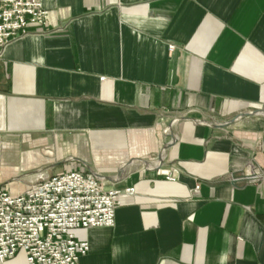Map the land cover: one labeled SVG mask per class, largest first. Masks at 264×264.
I'll use <instances>...</instances> for the list:
<instances>
[{
  "label": "crops",
  "instance_id": "obj_1",
  "mask_svg": "<svg viewBox=\"0 0 264 264\" xmlns=\"http://www.w3.org/2000/svg\"><path fill=\"white\" fill-rule=\"evenodd\" d=\"M42 2L0 59V188L121 190L79 264H264V0Z\"/></svg>",
  "mask_w": 264,
  "mask_h": 264
},
{
  "label": "built area",
  "instance_id": "obj_2",
  "mask_svg": "<svg viewBox=\"0 0 264 264\" xmlns=\"http://www.w3.org/2000/svg\"><path fill=\"white\" fill-rule=\"evenodd\" d=\"M47 17L42 0H0V59L11 42L31 25H45ZM174 49L170 44L169 51ZM121 194L78 170L53 175L20 193L0 188V262L22 250L27 264H79L89 243L78 240L75 230L112 226Z\"/></svg>",
  "mask_w": 264,
  "mask_h": 264
},
{
  "label": "water",
  "instance_id": "obj_3",
  "mask_svg": "<svg viewBox=\"0 0 264 264\" xmlns=\"http://www.w3.org/2000/svg\"><path fill=\"white\" fill-rule=\"evenodd\" d=\"M224 125H227V124H224ZM224 125H219V127H222V126H224ZM170 137H172V143H173V142H174L173 134H170ZM172 143H171V144H172ZM169 146H170V145H167V146L162 150V152H163L167 147H169ZM162 152H161L160 154L157 155V159H158L159 161H161V154H162ZM232 178H233V183H237V182H240V181H251V180L255 179V178L253 177L252 174H248L245 170L234 172V173L232 174Z\"/></svg>",
  "mask_w": 264,
  "mask_h": 264
}]
</instances>
